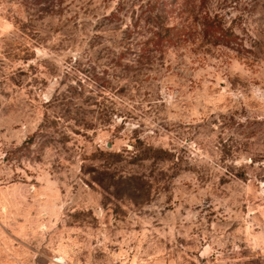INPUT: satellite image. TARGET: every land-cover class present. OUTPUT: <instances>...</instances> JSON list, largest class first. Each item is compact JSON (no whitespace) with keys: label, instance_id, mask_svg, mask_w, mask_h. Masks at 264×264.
I'll return each instance as SVG.
<instances>
[{"label":"rangeland","instance_id":"374dc122","mask_svg":"<svg viewBox=\"0 0 264 264\" xmlns=\"http://www.w3.org/2000/svg\"><path fill=\"white\" fill-rule=\"evenodd\" d=\"M0 264H264V0H0Z\"/></svg>","mask_w":264,"mask_h":264},{"label":"trees","instance_id":"16d2710c","mask_svg":"<svg viewBox=\"0 0 264 264\" xmlns=\"http://www.w3.org/2000/svg\"><path fill=\"white\" fill-rule=\"evenodd\" d=\"M158 23H159V25L162 24L159 21H158ZM203 26L207 28L208 32L212 31V33H210V35H209L212 38H216V37H225V39L231 38L232 33L228 32V31H224L223 29H221L220 22H219L217 16H213L212 18H204L203 19ZM169 36H170V31L166 28H165L163 33L159 34L160 40H164V39L169 40L168 39Z\"/></svg>","mask_w":264,"mask_h":264}]
</instances>
